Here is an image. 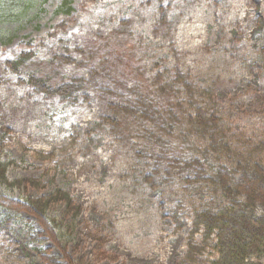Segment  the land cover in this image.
Returning <instances> with one entry per match:
<instances>
[{"label":"rangeland","instance_id":"rangeland-1","mask_svg":"<svg viewBox=\"0 0 264 264\" xmlns=\"http://www.w3.org/2000/svg\"><path fill=\"white\" fill-rule=\"evenodd\" d=\"M69 1V14L59 11L63 0H25L27 12L18 18L10 17L7 6L1 9L0 157L12 163L8 181L23 185L0 186V197L67 194L69 212L56 195L45 214L73 230L57 242L35 214L0 207V264H209L216 258L214 240L195 252L200 237L191 234V210L211 197L205 186L185 187L179 176L159 187L143 180L146 159L103 121L106 110L93 93L68 103L44 98L26 84L24 72H12L5 62L31 52L35 64L69 77L89 72L86 59H104L118 63L124 92L143 81L169 84L181 71L196 88L212 91L223 126L264 138V64L257 57L264 0ZM159 7L166 14L161 25ZM64 51L76 63L61 59L59 72V62L48 63L52 53ZM179 89H173V99L152 101H179ZM29 222L41 231L32 242Z\"/></svg>","mask_w":264,"mask_h":264},{"label":"trees","instance_id":"trees-1","mask_svg":"<svg viewBox=\"0 0 264 264\" xmlns=\"http://www.w3.org/2000/svg\"><path fill=\"white\" fill-rule=\"evenodd\" d=\"M13 1L19 2V7L11 9L9 5ZM69 4V0H63L64 9L59 11L69 14ZM6 6L10 17L15 18L24 15L28 8L25 0H0V13ZM159 9L158 24L161 25L166 21V14L163 7ZM32 55L22 51L15 59L6 61L5 66L14 73L24 72L26 84L44 98L56 97L68 103L79 98L86 100L93 93L106 110L103 121L114 131L124 134L137 146L138 154L146 159L147 167L140 172L143 180L159 187L179 176L185 187L205 186L210 192L209 201L199 203L191 210V234L199 235L201 245H196L193 251L200 253L207 241L214 240L211 247L216 258L209 264H264V138H248L244 133H234L223 126L222 106L213 98L210 89L196 88L178 71L169 84L156 87V81L149 85L143 81L124 92L119 85L120 77L116 76L118 63L115 65L102 59L97 61L98 65L94 63L96 67L90 58V61L85 60L86 66L90 67L85 76L66 77L60 73L63 75L60 77L59 73L35 64ZM52 56L48 65L59 62L56 65L59 72L63 66L61 59L76 63L75 55L68 51L54 52ZM257 57L264 64V35L260 38ZM175 87L182 90L179 89L182 94L179 101L173 100L163 106L154 104V98L167 96L168 100L173 99ZM129 125L135 127L133 132ZM4 140L5 135L0 134V148L4 146ZM11 164L0 157V186L9 190L23 185L8 181L6 175ZM60 193L55 192L54 196L61 198L69 212L70 199L67 194ZM54 196L26 197V200L2 196L0 207L8 213L29 211L35 214L49 225L57 242L63 243L73 228L68 226L66 230L62 223H56V219L47 218L45 213L54 202ZM214 199L222 200V205H215ZM258 209L260 214L256 213ZM26 227H29V241L32 242V237L36 239L41 231L33 229L32 222ZM252 256L254 260L250 259Z\"/></svg>","mask_w":264,"mask_h":264}]
</instances>
